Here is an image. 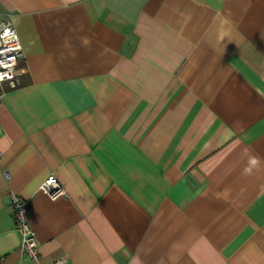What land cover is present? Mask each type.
Returning <instances> with one entry per match:
<instances>
[{"label": "crops", "instance_id": "1", "mask_svg": "<svg viewBox=\"0 0 264 264\" xmlns=\"http://www.w3.org/2000/svg\"><path fill=\"white\" fill-rule=\"evenodd\" d=\"M0 16L22 45L0 103V264H264V0H0Z\"/></svg>", "mask_w": 264, "mask_h": 264}, {"label": "built area", "instance_id": "2", "mask_svg": "<svg viewBox=\"0 0 264 264\" xmlns=\"http://www.w3.org/2000/svg\"><path fill=\"white\" fill-rule=\"evenodd\" d=\"M21 56L22 45L12 20L9 17L0 16V103L7 90L19 86L17 69ZM39 189L50 199L65 195L63 187L53 173L43 180ZM9 200L12 206L14 227L20 235V252L35 260L39 254V244L29 223L30 202L13 192L9 194ZM60 262L57 260L53 264H60Z\"/></svg>", "mask_w": 264, "mask_h": 264}, {"label": "clouds", "instance_id": "3", "mask_svg": "<svg viewBox=\"0 0 264 264\" xmlns=\"http://www.w3.org/2000/svg\"><path fill=\"white\" fill-rule=\"evenodd\" d=\"M258 163H259V158L258 157L251 158V164L252 165H257ZM245 171H246V173L250 174L251 173V168H248Z\"/></svg>", "mask_w": 264, "mask_h": 264}]
</instances>
